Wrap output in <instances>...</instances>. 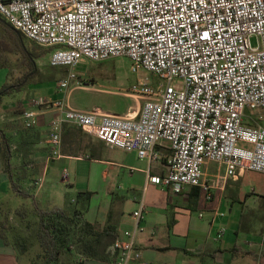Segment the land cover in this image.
Segmentation results:
<instances>
[{"label": "built area", "instance_id": "1", "mask_svg": "<svg viewBox=\"0 0 264 264\" xmlns=\"http://www.w3.org/2000/svg\"><path fill=\"white\" fill-rule=\"evenodd\" d=\"M0 15L26 39L52 49L50 66L65 67L58 92L78 82L73 69L84 58L126 56L131 71L161 79L129 89L142 99L134 115L31 99L37 109L22 111L26 127L36 124L41 107L57 111L47 131L52 157L61 155L64 126L73 125L109 147L163 161L164 172L147 180L176 193L198 186L208 199L211 186L201 178L210 162L228 178L264 173V127L251 112L264 107V0H0ZM144 212L141 201L133 228L109 247L114 264H152L136 242Z\"/></svg>", "mask_w": 264, "mask_h": 264}, {"label": "crops", "instance_id": "2", "mask_svg": "<svg viewBox=\"0 0 264 264\" xmlns=\"http://www.w3.org/2000/svg\"><path fill=\"white\" fill-rule=\"evenodd\" d=\"M8 55L11 54H6V60ZM6 63L0 67L4 69L0 72V87L9 82ZM132 96L135 98V105L130 107L132 110L121 113L98 110L134 115L139 111L142 99ZM56 112L55 108L41 107L31 129L12 132L17 140L28 145L26 155L31 173L26 183L32 180L38 188L36 179H43L42 174L54 179L55 170L62 167V173L68 166L70 172L62 173L60 180L69 190L91 193L83 219L101 227L111 224L115 227V239L122 238L125 231L133 228L132 212L142 201L145 212L136 242L142 258L152 264H264V177L248 182L244 179L245 171L237 178H228L224 176L223 168L210 162L203 166L201 178L211 186L208 199L198 186L176 193L147 180L148 174L164 172L163 161L149 163L134 152L109 147L101 139L73 125L64 126L61 155L52 157L47 131ZM212 164L216 165L215 170ZM3 184L9 189L0 154V185ZM246 187L250 195L244 194ZM96 196L105 198L99 203L93 201ZM10 235L6 232V241L0 238V264H22L21 257L29 256L28 252L19 253ZM28 263H33L31 258ZM80 264L114 262L83 259Z\"/></svg>", "mask_w": 264, "mask_h": 264}, {"label": "rangeland", "instance_id": "3", "mask_svg": "<svg viewBox=\"0 0 264 264\" xmlns=\"http://www.w3.org/2000/svg\"><path fill=\"white\" fill-rule=\"evenodd\" d=\"M1 29V28H0ZM250 43L252 46L257 45V37L251 36ZM18 47L16 46V49ZM39 50L45 49V52L35 61L36 68L34 73L28 75L26 85H23L20 91H16L10 95H6L2 98L0 105V126L8 132L21 131L24 124L22 123L19 115V111L26 108L36 110V107H32L29 101L33 98L52 99L54 97L61 98L65 101V105L83 110L98 109L108 110L114 113H121L127 111L130 107L135 105V98L130 93L129 89L136 85L140 81L147 82L153 86L161 82L155 74L144 69H139L136 72L131 71V60L126 56H116L108 58L102 61H90L88 59H81L74 67V72L77 75L78 82L71 84L67 92H58L56 88V82L58 79L64 76L65 67L50 66L49 57L51 48L39 47ZM6 66L10 73L9 82L11 84H17L21 82L23 77L29 73V69L25 66L24 58L21 53L16 50V53H12L7 56ZM4 69H0V72ZM33 80V81H32ZM32 81V82H31ZM172 85L175 87L181 86V80L174 79ZM21 87V86H18ZM135 96V95H134ZM67 101V103H66ZM132 110V108L130 109ZM259 121V124L264 127V107L251 110ZM33 127V126H32ZM30 129V128H28ZM13 143V158L12 164L17 165L21 162V158L25 161L29 158L26 155L19 156L18 148L21 152H26L25 145H18L15 140L16 135L12 134ZM17 147V148H16ZM18 159V160H16ZM30 161V160H29ZM30 164V162H28ZM213 165L215 170L216 165ZM29 167V166H28ZM66 167V166H65ZM57 168V166H56ZM55 170L56 176L54 179L51 176H45L42 174L43 179L37 182L39 187H34V181L30 180L21 183V185L31 193V197H21L16 195L10 189L5 188V185H0V218L6 217L5 224L11 229L12 234H19L18 240L22 241L27 250L29 256H22V264L28 263V259L31 258L32 264H40L41 258L38 256L41 253V249L37 244L35 233L37 230V217L33 214L28 215L26 219H22L15 214V209L18 207L33 208L34 201L38 203L44 209H50L57 205L68 211L74 207H80V202L77 201V193L67 188V184L60 180V176L63 173L70 172V168H63ZM36 176V175H35ZM41 173H39V177ZM263 174L254 171H246L244 179L248 182L258 181L263 178ZM244 194H249V188H244ZM105 197L96 196L93 201L101 203ZM90 201V200H89ZM94 202V203H95ZM251 207V204H249ZM253 206V205H252ZM264 221V219H263ZM83 257L79 254L70 255L67 252L61 253L59 257L60 264H77ZM30 264V263H28Z\"/></svg>", "mask_w": 264, "mask_h": 264}, {"label": "trees", "instance_id": "4", "mask_svg": "<svg viewBox=\"0 0 264 264\" xmlns=\"http://www.w3.org/2000/svg\"><path fill=\"white\" fill-rule=\"evenodd\" d=\"M0 28V67L4 66L6 54L16 53L17 50L21 53L24 58V64L29 69V73L23 77L21 82L17 84L4 83L0 87L1 105L4 96L20 91L23 85L30 83L26 81V78L28 75L34 73L36 68L35 61L45 52V49L39 50V45L26 39L19 31L11 27L1 15ZM16 46L18 47L17 49ZM22 111H19L18 117L20 119ZM28 128L31 129L32 127L23 126V129L19 133L24 132V130H29ZM12 134V132L7 133L0 126V154L3 162V170L8 179V187L16 195L31 197V193L21 185L31 173L28 167V159L25 161L24 158H21V162L17 163V165H13L11 162L13 158L11 146L13 143ZM15 141L20 146L25 145L27 152L28 145L25 141H21L20 139H16ZM26 152L24 154L18 148L17 153H20V157H22L26 155ZM90 196V192L78 193L76 200L80 202V207H74L70 211L56 206L50 209H44L35 201L33 208L18 207L15 209V214L21 220L26 219L30 214L37 217L35 238L41 249V253L38 255L42 260L40 264H60L59 257L63 252L75 256L79 254L84 259L113 260L109 247L115 240V227L111 224H106L101 227L82 217V214L87 210ZM6 220V217L0 220V238L6 241V232H9L11 234L12 244L17 251L19 253L28 252L25 244L18 240L20 238L18 236L20 235L17 234L16 236V234H12L11 229L5 224ZM80 263L81 261L77 264Z\"/></svg>", "mask_w": 264, "mask_h": 264}]
</instances>
